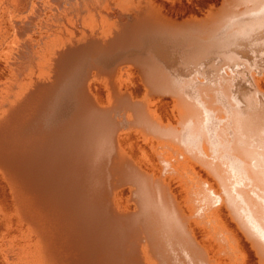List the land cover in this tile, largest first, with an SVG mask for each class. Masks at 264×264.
Segmentation results:
<instances>
[{"label":"bare ground","instance_id":"obj_1","mask_svg":"<svg viewBox=\"0 0 264 264\" xmlns=\"http://www.w3.org/2000/svg\"><path fill=\"white\" fill-rule=\"evenodd\" d=\"M0 264H264V0H0Z\"/></svg>","mask_w":264,"mask_h":264}]
</instances>
